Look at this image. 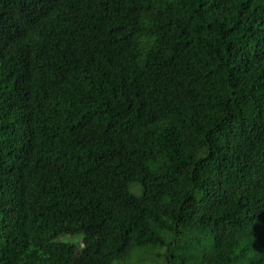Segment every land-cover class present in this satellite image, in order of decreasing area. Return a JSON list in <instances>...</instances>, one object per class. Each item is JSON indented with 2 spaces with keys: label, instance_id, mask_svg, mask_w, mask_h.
Wrapping results in <instances>:
<instances>
[{
  "label": "trees",
  "instance_id": "obj_1",
  "mask_svg": "<svg viewBox=\"0 0 264 264\" xmlns=\"http://www.w3.org/2000/svg\"><path fill=\"white\" fill-rule=\"evenodd\" d=\"M149 248L264 264V0H0V264Z\"/></svg>",
  "mask_w": 264,
  "mask_h": 264
},
{
  "label": "rangeland",
  "instance_id": "obj_2",
  "mask_svg": "<svg viewBox=\"0 0 264 264\" xmlns=\"http://www.w3.org/2000/svg\"><path fill=\"white\" fill-rule=\"evenodd\" d=\"M64 241L70 243L80 242L83 246V242L80 235L74 236L73 238L64 237ZM164 252L160 249H145V250H134L131 253V258L128 260V264H160Z\"/></svg>",
  "mask_w": 264,
  "mask_h": 264
}]
</instances>
